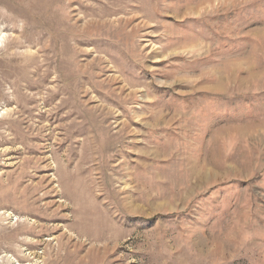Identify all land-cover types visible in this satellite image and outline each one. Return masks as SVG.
Masks as SVG:
<instances>
[{"label": "rangeland", "instance_id": "1", "mask_svg": "<svg viewBox=\"0 0 264 264\" xmlns=\"http://www.w3.org/2000/svg\"><path fill=\"white\" fill-rule=\"evenodd\" d=\"M0 264H264V0H0Z\"/></svg>", "mask_w": 264, "mask_h": 264}]
</instances>
